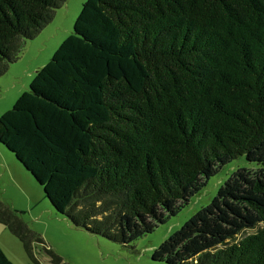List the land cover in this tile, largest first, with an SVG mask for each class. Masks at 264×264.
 <instances>
[{"label":"trees","instance_id":"trees-1","mask_svg":"<svg viewBox=\"0 0 264 264\" xmlns=\"http://www.w3.org/2000/svg\"><path fill=\"white\" fill-rule=\"evenodd\" d=\"M66 2L0 0V76ZM0 143L58 213L124 246L245 156L256 166L234 171L152 259L264 264V229L244 234L264 224V0H87L0 116ZM21 213L0 199V223L35 261L43 240ZM0 264H15L1 246Z\"/></svg>","mask_w":264,"mask_h":264},{"label":"rangeland","instance_id":"rangeland-1","mask_svg":"<svg viewBox=\"0 0 264 264\" xmlns=\"http://www.w3.org/2000/svg\"><path fill=\"white\" fill-rule=\"evenodd\" d=\"M86 1L67 0L45 28L26 40L20 58L10 64L7 73L0 76V116L11 109L18 97L29 89L36 71L52 58L73 31ZM244 166L255 167L256 164L245 156L228 163L179 214L133 245L124 246L76 227L65 215L58 213L31 172L0 143V199L11 208L22 211V219L43 240L33 243L37 260L34 261L27 254L21 239L0 223V246L15 264H53L49 251L60 255L66 264H166L152 259L155 249L182 228L203 206L211 203L228 177ZM262 229L264 224L248 229L244 234ZM242 237L243 234L238 238Z\"/></svg>","mask_w":264,"mask_h":264}]
</instances>
